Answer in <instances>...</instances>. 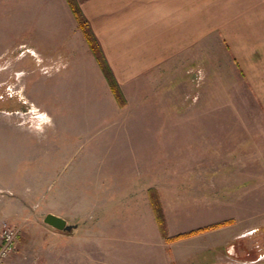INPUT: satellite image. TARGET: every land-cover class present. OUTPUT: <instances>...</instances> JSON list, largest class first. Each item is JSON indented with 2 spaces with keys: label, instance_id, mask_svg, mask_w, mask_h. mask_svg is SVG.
I'll return each instance as SVG.
<instances>
[{
  "label": "rangeland",
  "instance_id": "obj_1",
  "mask_svg": "<svg viewBox=\"0 0 264 264\" xmlns=\"http://www.w3.org/2000/svg\"><path fill=\"white\" fill-rule=\"evenodd\" d=\"M25 2L0 0V243L5 224L18 230L2 264L255 261L264 116L237 59L215 48L117 81L122 105L97 61L28 47L15 24ZM151 200L168 237H186H162ZM48 214L78 228L58 231Z\"/></svg>",
  "mask_w": 264,
  "mask_h": 264
},
{
  "label": "crops",
  "instance_id": "obj_2",
  "mask_svg": "<svg viewBox=\"0 0 264 264\" xmlns=\"http://www.w3.org/2000/svg\"><path fill=\"white\" fill-rule=\"evenodd\" d=\"M76 1L118 82L153 75L169 64L198 65L201 52L226 49L237 59L240 76L264 116V0ZM25 3L15 11V24L25 27L28 47L52 51V56L57 53L53 50H61L57 54L68 64L96 62L66 0ZM263 217L261 211L255 214V230L264 226ZM257 253L255 261L216 255L215 261L200 263L264 264V248ZM149 259V264L161 263L158 254Z\"/></svg>",
  "mask_w": 264,
  "mask_h": 264
},
{
  "label": "trees",
  "instance_id": "obj_3",
  "mask_svg": "<svg viewBox=\"0 0 264 264\" xmlns=\"http://www.w3.org/2000/svg\"><path fill=\"white\" fill-rule=\"evenodd\" d=\"M70 8L77 20L78 23V27L80 29V31L82 32V34L84 35L91 52L93 53L96 61L98 62V65L100 67V69L102 70L104 77L112 91V93L114 94L115 98L117 99L118 102H121V104L123 105V98H122V92L121 89L117 83V80L109 66V64L106 61V58L102 52V49L94 35V33L92 32V29L90 27V24L88 22V20L86 19V17L84 16V14L82 13V10L80 9V6L78 5L76 0H67ZM152 201V208L155 214V218L160 230V233L162 235V237L164 239H166L167 241H174V240H179L182 239L184 237H186V234H182V235H178L172 238H169L166 232V222L164 219V215L162 212V208L161 205L159 204L158 200H151ZM219 227L222 226L221 224L218 225ZM204 229H200L197 231H193L191 232L189 235L192 234H196V233H200L203 232Z\"/></svg>",
  "mask_w": 264,
  "mask_h": 264
},
{
  "label": "built area",
  "instance_id": "obj_4",
  "mask_svg": "<svg viewBox=\"0 0 264 264\" xmlns=\"http://www.w3.org/2000/svg\"><path fill=\"white\" fill-rule=\"evenodd\" d=\"M18 230L9 224L3 226L0 243V264L16 252Z\"/></svg>",
  "mask_w": 264,
  "mask_h": 264
},
{
  "label": "water",
  "instance_id": "obj_5",
  "mask_svg": "<svg viewBox=\"0 0 264 264\" xmlns=\"http://www.w3.org/2000/svg\"><path fill=\"white\" fill-rule=\"evenodd\" d=\"M45 224H47L48 226L61 231V232H72L73 230L77 229L78 226L77 225H70L68 224V222L59 217L56 216L54 214H48L45 219H44Z\"/></svg>",
  "mask_w": 264,
  "mask_h": 264
}]
</instances>
